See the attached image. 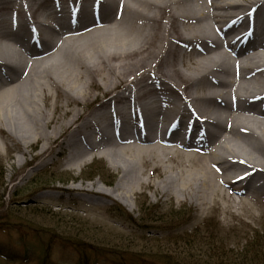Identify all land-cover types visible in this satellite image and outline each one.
Segmentation results:
<instances>
[{
    "label": "bare ground",
    "instance_id": "1",
    "mask_svg": "<svg viewBox=\"0 0 264 264\" xmlns=\"http://www.w3.org/2000/svg\"><path fill=\"white\" fill-rule=\"evenodd\" d=\"M1 150L20 172L104 159L113 188L61 189L92 205L261 216L264 0H0Z\"/></svg>",
    "mask_w": 264,
    "mask_h": 264
},
{
    "label": "rangeland",
    "instance_id": "2",
    "mask_svg": "<svg viewBox=\"0 0 264 264\" xmlns=\"http://www.w3.org/2000/svg\"><path fill=\"white\" fill-rule=\"evenodd\" d=\"M58 151L44 167L33 161L20 172L1 150L0 264H264L258 204L240 206L234 216L214 207L201 214L187 198L158 204L146 190L132 201L133 212L122 203L123 211L114 202L92 205L61 189L97 182L113 188L117 172L104 159L71 170Z\"/></svg>",
    "mask_w": 264,
    "mask_h": 264
},
{
    "label": "trees",
    "instance_id": "3",
    "mask_svg": "<svg viewBox=\"0 0 264 264\" xmlns=\"http://www.w3.org/2000/svg\"><path fill=\"white\" fill-rule=\"evenodd\" d=\"M77 247L79 248L80 246L78 245Z\"/></svg>",
    "mask_w": 264,
    "mask_h": 264
}]
</instances>
